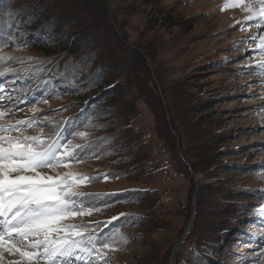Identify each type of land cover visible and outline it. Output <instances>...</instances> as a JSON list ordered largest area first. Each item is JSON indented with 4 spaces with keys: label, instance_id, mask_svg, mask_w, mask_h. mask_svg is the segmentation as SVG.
I'll return each instance as SVG.
<instances>
[{
    "label": "rangeland",
    "instance_id": "rangeland-1",
    "mask_svg": "<svg viewBox=\"0 0 264 264\" xmlns=\"http://www.w3.org/2000/svg\"><path fill=\"white\" fill-rule=\"evenodd\" d=\"M11 1V19L27 11L28 21L33 23L38 19L39 24H46L47 28L45 33L37 35L35 31L23 33L17 28L1 57L6 63L14 57L22 58L24 66L38 62L45 66L43 70H47L41 73L55 72L51 79L57 81L53 91L56 94L39 93L30 98L28 92L33 88L20 92L11 82L13 79H0V112L5 113L0 117V124H11L27 136L55 138L63 121L77 115L83 104L63 91L71 78L79 79L90 97L96 91H91V86L101 75H106L107 67L96 58L99 41L93 40L95 37L89 40V35L84 37L89 41L86 46L91 49L90 55L96 58L92 63L83 55V50L79 55H67L65 50L75 44L72 37H65L63 32L59 37L56 35L47 40L55 22L43 21L44 15H40L41 19L39 15L32 18L29 13L30 6L37 11L48 2ZM18 1L23 5L27 3L28 9ZM103 2L112 17L118 15L121 32L117 31V34L125 36L127 45L154 49L153 66L171 101L170 108H174L176 99L188 97L195 108L193 114L174 113L178 133L174 132L173 136L176 141L183 140V146L177 148L178 155L193 163L196 168L193 171L199 178L196 181L204 190H198L194 179L191 187L189 181L178 173L155 133V120L147 107L136 104L137 114L131 119L130 126L137 131H130V137L123 140H119L120 134L115 140L118 142L109 141L106 149L95 144L90 146L91 139L99 138V128L96 118L89 117L92 120L69 141L81 146L75 149L78 159L70 163L71 170L82 178L77 190L83 195L73 199L77 209L90 211L91 215L77 216L65 222L89 230L98 228L94 224L113 214L120 213L119 217L125 215L129 220L112 237L115 241L112 248L103 250V259L95 252L93 257L79 261L73 256L70 258L73 264H85V260H90L91 264H171L170 256L172 263L176 264L178 247L173 256L171 250L190 221L195 209L192 200L196 202L197 197L196 234L183 248L182 254L201 241L207 246L206 251L212 250L208 254L210 264H238L237 260L241 261L239 264H264V48L260 47L264 42V18L257 16L249 20L247 17L251 13L246 10L248 5L258 9L259 4L256 0ZM226 3H236L237 6L225 8ZM158 9L168 15H159ZM50 10L53 9H47L51 18L55 12ZM65 12L68 15L73 10ZM58 18L63 30L64 26L68 27L66 20ZM11 19L7 16L8 22ZM22 20L21 17L17 22L24 26ZM83 33L75 36L83 39L79 36ZM42 41L49 45L52 55L36 51L31 45ZM111 50L107 49L103 55L111 61L117 60V56L111 55L117 49ZM60 67V72H56ZM153 82L160 93L155 78ZM90 112L98 118L101 106H92ZM19 132L13 130L11 135L16 136ZM139 136L143 137V146H131ZM139 153L147 156L148 161L159 163L156 171L149 164L140 171L131 172L128 160ZM66 170L57 169L61 173ZM41 171L54 174L48 169ZM254 192L260 196L249 198ZM114 200L121 203L111 206L110 202ZM137 204H140L138 208ZM141 208L148 209L144 218L133 214L141 212ZM251 211L254 218L249 215ZM256 222L258 224H254ZM251 235L262 237V244L252 241ZM14 259L18 257L5 253L0 264H8ZM199 260L205 264L206 259L203 261L201 257Z\"/></svg>",
    "mask_w": 264,
    "mask_h": 264
},
{
    "label": "trees",
    "instance_id": "trees-1",
    "mask_svg": "<svg viewBox=\"0 0 264 264\" xmlns=\"http://www.w3.org/2000/svg\"><path fill=\"white\" fill-rule=\"evenodd\" d=\"M20 1H18L19 4H21ZM43 1L48 2V5L42 6V8H40L42 9L41 11L40 9L36 11L35 8H32L33 6H30L29 10H31L29 13H31L32 18L36 17V15H44L43 21L53 20L51 23L55 22V26L48 33L49 38H47V40L56 35H58L59 37L64 32V36L72 37L73 43H75L73 45H70L71 48L70 46L68 47L71 50H65L68 52L67 55H79L81 53H79V51L83 50V55H86V58H88L91 63L94 62L98 57V59H100L99 61L105 64V68L107 67V69L105 70L106 75H101V77L99 78L100 81L99 79L96 80L94 86H91L93 88L91 89V91H96L95 95L90 97H88V94L85 93L83 89L84 85L80 83V80L76 79V77L71 78L69 86L66 87V89H64L63 91L68 97L70 96V98L76 99L78 101H83V104L81 105L80 112H78L77 115H73L63 121L64 123L61 129H59L58 131L59 135H56L55 138L59 139L61 144H65L72 139V135L74 133H76L78 130H83L86 127V123H89V121L92 120L89 117H93L96 118L95 121L96 123H98L97 126L99 128V138L96 137L94 139H91L92 143L90 146L93 147V145L95 144L96 146L103 147L104 149L109 148L108 142H111L112 140L115 141L116 139H118V136H120V134L122 135L120 136L121 138H119V140H123L126 139V136L130 137V131H137V129H133L130 126V121L137 114V111L135 109L136 104L140 103L142 107H147L148 111H150V113L152 114L155 120V133L158 139L162 141V145L165 147L167 155L171 158L173 165H175V167L177 168L178 173H180L187 179V181H189V185H191L192 187V179L196 181V178H198L195 174L196 172L193 171L196 168L194 167L193 163L187 160V158L186 161L178 155L177 148L180 149L183 146V140L179 139L178 141H176L173 136L174 132L178 133V129L175 126L173 116L174 113H176L177 115H188L190 114V112L192 113V110L195 108L191 106V101L190 99H188L189 97L185 98L184 100L176 99L174 108H170L171 101L168 99V96L161 84L159 74L153 66L154 57L156 56L153 51L154 49L151 46L142 48L131 47L132 45H127L125 36L123 34H117V31L121 32L119 31L120 25L118 15L112 17L110 12L107 11L106 5L104 4L103 0H40V2L44 3ZM9 2L10 0L0 2V57L2 51L5 48H8L17 28H19L23 33L27 31H35V35L39 33H45L44 30H46L47 28L46 24H39L40 21H38V19L34 20L33 23L32 21H28L27 11L25 14H21V16L15 15L14 19H11V14H13L11 12L12 1L10 3ZM35 2L38 1L35 0ZM14 5L16 7V4ZM24 5L25 8L28 9V4L26 3ZM24 5L21 4V6ZM45 8H47L48 10L53 9L50 11L55 12L51 15L52 19L48 16L49 13ZM69 9H72L73 12L68 13V15L65 14V11H68ZM62 12L63 14L61 16ZM158 13L159 15H168L161 9H158ZM56 14H58L59 17H62V20H66V24L68 25V27L64 26V30L62 28V24H60V18H58L57 16L55 19H53ZM63 15H66V17L63 18ZM7 16L11 19L9 22L7 21ZM21 17L23 19L22 22H25L24 26L19 25L17 22V20ZM41 18L42 17L40 16L39 19ZM36 24H39V26H36ZM98 29L100 30L98 31L100 33L96 32V30ZM82 32H84L85 34L83 33L84 36L79 35L83 38L79 40L76 37V34ZM88 35L90 36L89 40L92 39V37H95L96 39L93 38V40L99 41V43L97 44L99 49L96 48V58L95 56H93V54L90 55L91 49L89 46H86L89 41H87L86 38L85 40L84 37H88ZM31 45L36 51H39L43 54H53V52L48 47L49 45L44 43L43 41L42 43H32ZM107 49L110 51H112L111 49H117V52H113L111 55L117 56L118 59L111 61L107 56H104L103 54ZM21 60L22 58L14 57L9 60V63H6L1 57L0 73L3 74L0 75V79H13V81L11 82H13L16 86V90H19L20 92H26L29 90V88H33L30 92H28L30 98L35 97L39 93L50 96L51 94H56L53 91H55L56 89L57 81L54 82L51 79V75L55 72L41 73L47 71L43 70L45 67L44 65H39L38 62H35L33 64H30L29 66H24L22 64L23 61ZM60 70L61 67L56 72L59 73ZM153 77L157 80V84L160 88V93L159 91H157V87L153 82ZM90 84H92V82H90ZM98 90L104 91L102 93H97ZM162 99L164 103L162 102ZM95 105L101 106V112L100 114H98V118L92 116L90 112L91 107ZM168 118L169 121L167 122ZM201 120H204V118L202 119L201 117ZM168 125L170 126V128L168 127ZM121 127L124 128L122 129ZM117 128L119 129L118 131ZM116 142H118V140L114 143ZM177 142L179 145H176ZM86 143L88 144L89 141L87 140ZM143 143V137L139 136L136 142L131 146H135L136 148L138 144L140 146H143ZM113 146L114 144H112V146L110 147L112 148ZM119 147L117 148V151L120 150ZM76 154L77 153L75 152V155ZM76 159H78L77 156ZM128 162H130L132 166L131 172H135L138 170L140 171L144 166L149 164L153 165L152 169L156 171L157 167L159 166V163L157 161H148L147 156L145 157L143 153H139L136 156H131V159H129ZM198 182L199 181H196L198 190H204L203 185L201 184V186ZM246 192L247 191H245V193ZM251 194L252 196H250L249 194L248 197L252 199H257L260 196H257L256 193ZM110 203L111 206H114L119 205L121 201L114 200ZM139 205L140 204H137V208ZM198 205L199 201L197 197L194 207L195 215L192 226L186 234L183 243H181L180 247L177 246L178 251L176 255V264H203L199 260L201 257H203V261L204 259H206L204 261L205 264H210L209 261H211V258L208 257V254L212 250L206 251L207 246L201 241H199L200 243H198L197 245H194L189 252H186V254L184 255L182 254L183 248L192 241L196 234V211ZM103 210L104 209H100V211ZM141 210V212H134L133 214L136 216H140V218H144L146 216L145 212H147L148 209L141 208ZM119 215L121 214H113L112 216L104 217L107 219L101 221L100 223L94 224L96 227L99 226L98 228L93 227V229L84 230L85 239L89 235L94 236L97 240L102 241L112 239L116 231L125 227V222L129 220L127 218L128 216L126 217L124 215L122 217H119ZM249 215H252L251 218H254L252 211L251 213H249ZM247 219H250V217L248 216ZM254 224H258V222ZM250 239H252V241L256 243L258 242L259 245H261L263 242L262 237L257 238V236L255 235H251ZM85 247L90 246L85 245ZM96 247H100V245L97 244ZM76 254L84 256V259H88L95 255V249H93L91 257H88L85 253L77 252ZM239 262L241 263L240 260H237L238 264Z\"/></svg>",
    "mask_w": 264,
    "mask_h": 264
},
{
    "label": "snow or ice",
    "instance_id": "snow-or-ice-1",
    "mask_svg": "<svg viewBox=\"0 0 264 264\" xmlns=\"http://www.w3.org/2000/svg\"><path fill=\"white\" fill-rule=\"evenodd\" d=\"M256 2L258 9L252 5L246 8L251 13L249 20L264 18V0ZM229 6L237 5H224ZM260 47L264 48V42ZM3 115L0 112V117ZM13 130L19 132L11 124H0V260L7 253L18 257L8 264H73V256L77 261L84 259L77 252L91 257L93 249L103 259V250L111 249L114 240H97L91 235L85 239L82 225L65 222L91 215L90 211L77 209L73 199L83 195L77 190L82 178L71 170L70 163L76 159L75 149L81 146L23 132L13 136ZM61 167L67 170L58 172ZM85 264L91 261L85 260Z\"/></svg>",
    "mask_w": 264,
    "mask_h": 264
},
{
    "label": "water",
    "instance_id": "water-1",
    "mask_svg": "<svg viewBox=\"0 0 264 264\" xmlns=\"http://www.w3.org/2000/svg\"><path fill=\"white\" fill-rule=\"evenodd\" d=\"M194 203H195V200L193 199L192 200V204L194 205ZM194 215H195V210L193 209V211L191 213V216H190V219H193L194 218ZM187 232H188V229H185L184 232H183V234L181 235L180 239L178 240V242L176 243V245L174 247H176V246H179L180 247L181 243H183V241L185 239V236H186ZM174 247L172 248L171 251H173ZM170 261H171V264H175V262L172 263V257L171 256H170Z\"/></svg>",
    "mask_w": 264,
    "mask_h": 264
},
{
    "label": "bare ground",
    "instance_id": "bare-ground-1",
    "mask_svg": "<svg viewBox=\"0 0 264 264\" xmlns=\"http://www.w3.org/2000/svg\"><path fill=\"white\" fill-rule=\"evenodd\" d=\"M192 223H193V219H190L186 229H188V231L190 230L191 226H192ZM188 233V232H187ZM175 249L176 247H174L173 251H172V256L174 255V252H175Z\"/></svg>",
    "mask_w": 264,
    "mask_h": 264
}]
</instances>
